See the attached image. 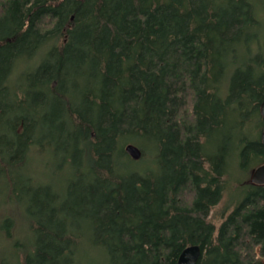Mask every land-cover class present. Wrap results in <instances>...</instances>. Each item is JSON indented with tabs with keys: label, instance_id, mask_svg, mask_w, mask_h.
<instances>
[{
	"label": "trees",
	"instance_id": "trees-1",
	"mask_svg": "<svg viewBox=\"0 0 264 264\" xmlns=\"http://www.w3.org/2000/svg\"><path fill=\"white\" fill-rule=\"evenodd\" d=\"M261 15L264 0H0V264H178L192 245L198 264H264V51L238 62Z\"/></svg>",
	"mask_w": 264,
	"mask_h": 264
},
{
	"label": "rangeland",
	"instance_id": "rangeland-1",
	"mask_svg": "<svg viewBox=\"0 0 264 264\" xmlns=\"http://www.w3.org/2000/svg\"><path fill=\"white\" fill-rule=\"evenodd\" d=\"M259 19H260V22H261V32H260L261 34H260V37L258 38L259 42L256 43L257 40L255 39V37L253 38L252 35H248L249 36L248 38L250 40H248V43L245 44L240 49V52H238V54L241 53L238 56L239 64L245 62L244 61L245 60V58H244L245 55L243 53L246 51L248 46L251 47V51L253 53H255L258 50L257 45L261 47L260 48L261 49L260 50L261 53L264 51V16L261 15L259 17ZM245 46H246V48H245ZM50 48H51V46H50V44H48L46 46H42L41 48L37 49V51H36V54L38 53L37 59H36L37 62L33 66L34 68L38 67V64L40 63L41 60H43L46 57V53L50 50ZM240 56H244V57L241 58ZM261 57H264V55H261ZM30 69H33V68H30ZM22 70H24V68H21L19 70L20 76H21ZM49 111L51 112L52 116H54L56 114V112L52 113V109H49ZM3 122H4L3 115L0 114V134H2V133L9 134L8 129H5V128L2 127L3 124H4ZM256 127H258V124H257ZM51 157H52L51 155H50V157H48V155L45 156V157L41 156L38 160L34 159V161H31L30 168H32V171H33L36 179H39L42 182H47V181H49V179L51 180L53 178V174L55 172V165L56 164L52 163L53 161H52ZM147 166H148V164L144 165L145 168H147ZM121 170H123V168H121ZM236 177H238V176H236ZM249 177H250V174H248L246 172L242 173L241 175H239V179H240L241 182L248 180ZM55 178L56 179L59 178L58 174H57V176ZM250 180H251V177H250ZM57 182H59V181H57ZM223 203L225 204V201ZM24 208L26 209V204H25ZM218 210H219V208H217V211ZM88 223H86L85 221H79V226H80V230H81V234H82V243H84V247L86 249H88V247H89L88 243H90L91 240L93 239V234L91 232V229L88 228V226H87ZM215 223H217V225H218V222L216 221V219H215ZM86 252H84V253L86 255H89ZM95 257H99V258H101L103 260V254H101L99 252L95 255ZM87 259H88L87 260V264H101V262H102L101 260H97V259H95V258H93L91 256H89Z\"/></svg>",
	"mask_w": 264,
	"mask_h": 264
},
{
	"label": "water",
	"instance_id": "water-1",
	"mask_svg": "<svg viewBox=\"0 0 264 264\" xmlns=\"http://www.w3.org/2000/svg\"><path fill=\"white\" fill-rule=\"evenodd\" d=\"M261 114L264 118V101L261 105ZM262 142L264 145V129L262 132ZM125 152L133 161H139L143 157L142 150L135 144H128L125 147ZM251 182L255 185H264V164L258 167L252 174ZM202 257V249L199 245L187 247L180 255L178 264H198Z\"/></svg>",
	"mask_w": 264,
	"mask_h": 264
}]
</instances>
